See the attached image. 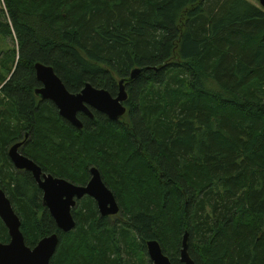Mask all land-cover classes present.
<instances>
[{
    "label": "trees",
    "instance_id": "trees-1",
    "mask_svg": "<svg viewBox=\"0 0 264 264\" xmlns=\"http://www.w3.org/2000/svg\"><path fill=\"white\" fill-rule=\"evenodd\" d=\"M251 1L0 0V189L27 247L57 235L50 264H151L156 241L181 264L187 233L195 264H264V10ZM37 63L70 94L112 97L148 70L125 85L120 121L91 110L79 130L35 95ZM25 134L43 173L85 186L97 169L119 213L85 197L61 233L8 158Z\"/></svg>",
    "mask_w": 264,
    "mask_h": 264
},
{
    "label": "water",
    "instance_id": "water-1",
    "mask_svg": "<svg viewBox=\"0 0 264 264\" xmlns=\"http://www.w3.org/2000/svg\"><path fill=\"white\" fill-rule=\"evenodd\" d=\"M264 10V0H258ZM148 69L136 68L131 71L128 79L118 82V93L112 97L107 91L93 88L86 84L78 94H70L55 75L51 67L37 63L34 65L36 80L41 87L34 91L42 101L52 102L59 116L81 130L82 123L78 114L93 118L90 110L105 115L110 121H120L126 113L124 103L127 101L125 85L131 83ZM22 143L16 144L8 151V158L18 171L32 175L38 189L42 192L43 206L63 234L74 231L76 223L72 210L76 203L84 197L91 198L96 203L100 217L116 216L120 209L112 192L103 183L100 173L92 168L90 179L85 186L72 183L42 173L33 161L23 156L18 150ZM0 220L8 230L9 243H0V264H50L59 244L57 235L43 238L34 248L25 245L20 231V220L9 199L0 189ZM146 253L151 264H171L170 259L162 252L156 241L146 243ZM179 260L181 264H195L188 254V234L182 240Z\"/></svg>",
    "mask_w": 264,
    "mask_h": 264
},
{
    "label": "flooded vegetation",
    "instance_id": "flooded-vegetation-1",
    "mask_svg": "<svg viewBox=\"0 0 264 264\" xmlns=\"http://www.w3.org/2000/svg\"><path fill=\"white\" fill-rule=\"evenodd\" d=\"M91 111V110H90ZM94 111V110H93ZM28 140V135L27 134H25L24 135V137H23V140L22 141H19V143H22V146L19 148V152L22 154V149H23V147H24V142H26ZM19 143H16V144H19ZM15 144V145H16ZM13 147V146H12ZM10 150V149H9ZM23 155V154H22ZM24 156V155H23ZM26 157V156H25ZM29 159V158H28ZM32 161V160H31ZM12 164V163H11ZM36 164V163H35ZM37 165V164H36ZM13 166V165H12ZM38 166V165H37ZM39 167V166H38ZM14 168V167H13ZM15 169V168H14ZM41 169V168H40ZM16 170V169H15ZM16 171H18V170H16ZM41 171H42V169H41ZM90 171V170H89ZM19 172H25V171H19ZM25 173H28V172H25ZM42 173H43V171H42ZM30 174V173H29ZM43 174H45V175H48V174H46V173H43ZM31 175V174H30ZM32 176V175H31ZM89 176H90V174H89ZM33 178V177H32ZM34 180V179H33ZM42 193V192H41ZM85 198V197H84ZM83 198V199H84ZM82 200V199H81ZM80 200V201H81ZM80 201H78L77 203H79ZM94 201V200H93ZM77 203H76V205H77ZM76 207V206H75ZM75 209V208H74ZM110 217H112V216H110ZM147 254V253H146ZM148 257V256H147Z\"/></svg>",
    "mask_w": 264,
    "mask_h": 264
},
{
    "label": "rangeland",
    "instance_id": "rangeland-1",
    "mask_svg": "<svg viewBox=\"0 0 264 264\" xmlns=\"http://www.w3.org/2000/svg\"><path fill=\"white\" fill-rule=\"evenodd\" d=\"M248 1H250V2H252L253 3V1H251V0H248ZM9 45H11V43L9 42ZM12 46V45H11ZM149 263H151V262H149ZM148 264V263H147Z\"/></svg>",
    "mask_w": 264,
    "mask_h": 264
}]
</instances>
